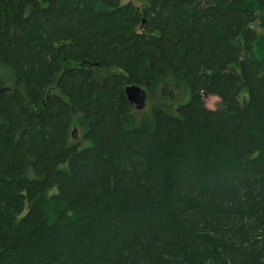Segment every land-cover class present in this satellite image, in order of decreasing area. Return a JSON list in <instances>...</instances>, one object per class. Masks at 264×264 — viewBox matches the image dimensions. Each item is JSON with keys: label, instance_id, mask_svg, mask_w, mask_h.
Listing matches in <instances>:
<instances>
[{"label": "trees", "instance_id": "obj_1", "mask_svg": "<svg viewBox=\"0 0 264 264\" xmlns=\"http://www.w3.org/2000/svg\"><path fill=\"white\" fill-rule=\"evenodd\" d=\"M136 1L0 0V264H264V0Z\"/></svg>", "mask_w": 264, "mask_h": 264}, {"label": "water", "instance_id": "obj_2", "mask_svg": "<svg viewBox=\"0 0 264 264\" xmlns=\"http://www.w3.org/2000/svg\"><path fill=\"white\" fill-rule=\"evenodd\" d=\"M126 98L136 109H143L146 105V93L144 89L137 85H127L124 88ZM75 129L72 132L74 135Z\"/></svg>", "mask_w": 264, "mask_h": 264}, {"label": "rangeland", "instance_id": "obj_3", "mask_svg": "<svg viewBox=\"0 0 264 264\" xmlns=\"http://www.w3.org/2000/svg\"><path fill=\"white\" fill-rule=\"evenodd\" d=\"M128 1H133L135 4H139L138 1L136 0H122L123 3H126ZM149 97V96H148ZM220 104V100L217 96L215 95H205L204 96V105L209 108V109H216ZM148 100L146 99V105L145 107L142 109V110H138L137 112H141V113H147L148 112V109H149V106H148ZM77 129V133L80 134V129L76 128Z\"/></svg>", "mask_w": 264, "mask_h": 264}, {"label": "bare ground", "instance_id": "obj_4", "mask_svg": "<svg viewBox=\"0 0 264 264\" xmlns=\"http://www.w3.org/2000/svg\"><path fill=\"white\" fill-rule=\"evenodd\" d=\"M74 136V135H73Z\"/></svg>", "mask_w": 264, "mask_h": 264}]
</instances>
